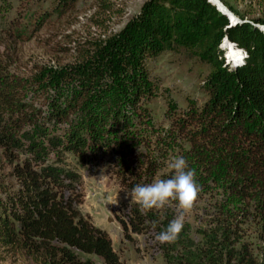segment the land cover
Segmentation results:
<instances>
[{"label":"trees","instance_id":"1","mask_svg":"<svg viewBox=\"0 0 264 264\" xmlns=\"http://www.w3.org/2000/svg\"><path fill=\"white\" fill-rule=\"evenodd\" d=\"M143 13L152 28L137 26L129 35L122 33L101 66L74 67L71 81L51 87L40 105L24 98L20 79L0 71V149L8 156L13 150L27 155L13 166L19 190L7 202L0 196V247L29 252L39 264H125L109 233L79 214L76 205L82 198L74 183L80 175L47 159L52 151L73 152L84 160L91 150H118L120 134L135 120H144L140 107L148 57L169 49L173 37L209 55L226 36L225 57L231 43L246 58L227 59L230 67L216 63L210 99L189 110L177 129L208 176L224 169L232 193L258 204L262 243L253 246L243 240L237 216L226 209L214 226L200 229V240L184 226L175 242L158 244L168 264H264V31L248 21L231 24L210 0H152ZM179 23H190L183 29L191 33L175 29ZM166 25L173 32H165ZM51 123L63 130L48 131ZM27 125L34 126L40 140L26 133ZM127 217L121 222L131 239L130 232L157 235L175 214L143 210L136 203Z\"/></svg>","mask_w":264,"mask_h":264},{"label":"rangeland","instance_id":"2","mask_svg":"<svg viewBox=\"0 0 264 264\" xmlns=\"http://www.w3.org/2000/svg\"><path fill=\"white\" fill-rule=\"evenodd\" d=\"M151 1L0 0V71L20 79L25 85L24 98L40 105L51 87H64L71 81L74 67L105 62L104 57L122 33L129 35L137 26L152 28L146 14L142 15ZM215 1L229 13L234 24L248 21L264 31V0H224L234 11L222 0ZM189 24L179 23L175 29L182 30ZM166 26L165 32H173L174 28ZM183 31L185 35L191 33ZM173 38L169 49L146 60L147 90L140 107L144 120H135L130 130L120 134L118 150H91L84 160L73 152L60 155L52 151L47 159L80 175V182L74 183L82 198L76 205L79 214L109 233L125 264H168L154 231L130 232V239L124 235L121 219L128 220L130 207L137 203L128 194L131 189L137 184L170 178L174 172L169 162L180 156L195 170L201 187L195 206L185 215L184 226H189L190 236L200 240V229L214 226L221 211L227 209L237 216L243 240L253 246L262 243L258 204L232 193L224 169L218 167L208 176L197 164L191 143L177 129L189 110L202 108L210 99L208 87L216 63L221 68L230 67L227 59L243 61L246 54L234 51L230 43L225 57L222 52L226 49V36L216 42L209 55L200 53L189 41L184 44ZM46 128L52 132L63 130L57 123ZM24 130L40 140L34 126L27 125ZM18 138L22 139V134ZM11 152L8 156L5 149H0V196L6 202L19 190L13 166L27 156L24 152ZM114 200L118 203H112ZM166 209L176 217L180 212L178 201L170 200L159 208L161 212ZM0 264L39 263L29 252L0 247Z\"/></svg>","mask_w":264,"mask_h":264},{"label":"clouds","instance_id":"3","mask_svg":"<svg viewBox=\"0 0 264 264\" xmlns=\"http://www.w3.org/2000/svg\"><path fill=\"white\" fill-rule=\"evenodd\" d=\"M168 166L174 172L170 178L157 179L145 185L137 184L128 193L143 210L163 208L170 200L178 201L179 214L155 237L161 244L173 243L179 238L185 225V215L193 209L201 191L195 170L188 167L183 156L171 160Z\"/></svg>","mask_w":264,"mask_h":264},{"label":"water","instance_id":"4","mask_svg":"<svg viewBox=\"0 0 264 264\" xmlns=\"http://www.w3.org/2000/svg\"><path fill=\"white\" fill-rule=\"evenodd\" d=\"M213 4H215V5H218V3L215 1V0H210ZM219 6V5H218ZM219 8V7H218ZM224 14H226V15H228L229 16V18H230V21H231V24H234L233 22H232V20H231V16L229 15V13L227 12V11H223V10H221ZM237 65V64H236Z\"/></svg>","mask_w":264,"mask_h":264},{"label":"bare ground","instance_id":"5","mask_svg":"<svg viewBox=\"0 0 264 264\" xmlns=\"http://www.w3.org/2000/svg\"><path fill=\"white\" fill-rule=\"evenodd\" d=\"M218 6V5H217ZM219 7V6H218ZM219 9H220V7H219ZM220 10H222V9H220ZM224 11V10H223Z\"/></svg>","mask_w":264,"mask_h":264}]
</instances>
